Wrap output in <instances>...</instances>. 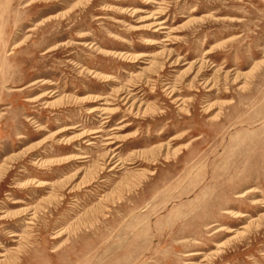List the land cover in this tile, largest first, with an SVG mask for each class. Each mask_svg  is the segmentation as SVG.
I'll return each instance as SVG.
<instances>
[{
	"label": "rangeland",
	"instance_id": "1",
	"mask_svg": "<svg viewBox=\"0 0 264 264\" xmlns=\"http://www.w3.org/2000/svg\"><path fill=\"white\" fill-rule=\"evenodd\" d=\"M0 253L264 264V0H0Z\"/></svg>",
	"mask_w": 264,
	"mask_h": 264
},
{
	"label": "bare ground",
	"instance_id": "2",
	"mask_svg": "<svg viewBox=\"0 0 264 264\" xmlns=\"http://www.w3.org/2000/svg\"><path fill=\"white\" fill-rule=\"evenodd\" d=\"M156 3V2H155ZM157 27L154 31L156 33H160V34H167L166 30H168V27L166 26V22L165 21H160L157 24H155ZM166 41V39L164 40ZM166 86V85H165ZM136 89V88H134ZM112 110L107 109V108H94L93 110H89L88 114H93L96 115V117H98L101 121L100 127L99 129H97L96 131L91 132V134H93V141H88L86 146H94L96 145V141L97 143L99 142V140H103L104 143L102 144L103 146V150L104 153L102 154V161L105 162L106 165H109V172L115 173L117 172L119 169L122 168L121 165H124V162L119 159H117V154H116V149H118V146L115 147L114 149H111V146L114 145L116 143V139L115 137H113V134H111V136L103 138L102 134L104 133V128L105 125L107 123H109V118L107 116H105L106 114H109ZM88 156L83 155V156H78L77 159H86ZM104 165V164H103ZM31 220V219H30ZM32 220H34V218L32 217ZM31 222V221H30ZM11 237L13 238H19L18 235H11ZM16 251H18V249H16ZM0 258H5V254H1L0 253ZM3 260H0V264L2 263Z\"/></svg>",
	"mask_w": 264,
	"mask_h": 264
}]
</instances>
